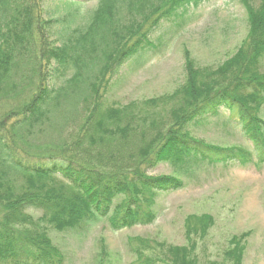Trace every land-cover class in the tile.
Masks as SVG:
<instances>
[{"label":"trees","instance_id":"1","mask_svg":"<svg viewBox=\"0 0 264 264\" xmlns=\"http://www.w3.org/2000/svg\"><path fill=\"white\" fill-rule=\"evenodd\" d=\"M42 1L0 0V102L35 84L27 100L0 113V264H65L30 210L60 232L104 218L117 231L154 222L155 197L185 186L173 175H149L147 167L163 162L178 169L192 154L215 164L241 165L254 155L264 162V0H239L247 31L232 57L215 68L188 60L172 93L121 106L104 98L112 76L124 64L135 70L161 54L186 23L184 14L213 0H96L82 15L79 7L91 0H68L53 38H42L28 62ZM221 108L254 154L186 135L188 125ZM10 173L24 179L22 189L10 186ZM56 176L74 188L72 195L47 186ZM241 242L234 239L225 252L234 264H241ZM137 243L127 246L129 264H196L185 247Z\"/></svg>","mask_w":264,"mask_h":264},{"label":"rangeland","instance_id":"2","mask_svg":"<svg viewBox=\"0 0 264 264\" xmlns=\"http://www.w3.org/2000/svg\"><path fill=\"white\" fill-rule=\"evenodd\" d=\"M67 2L43 0L39 5L37 36L26 48L28 62L42 38H53L54 30L59 27L56 20L63 19L69 10ZM95 6L96 0L87 1L79 7L78 14ZM49 19L52 22L46 24ZM184 20L186 23L161 54L135 70L124 64L112 76L104 96L110 105L140 103L172 93L184 81L188 60L199 67L215 68L235 54L247 31L245 10L239 0H213L190 8ZM164 25L168 27L170 23L163 22ZM260 68L264 71V58ZM34 88L35 84L30 91H21L14 100L0 102V113L27 100ZM263 110L264 106L260 110L264 118ZM231 118L229 111L221 108L217 116H207L188 125L185 133L207 145L243 148L254 154L253 146ZM190 158L178 169L163 162L152 168L142 166L149 175H173L185 181L183 188L155 197L157 218L152 223L115 231L104 218L73 233L52 229L47 220L40 219L39 211L30 210V214L38 228L45 229L63 250L65 264H129L134 257L127 246L135 248L140 238L147 239L157 250L161 247L156 242L185 247L188 258H195L196 264H234L235 258L225 252L238 239L245 245L241 264H264V163L258 162L255 155L252 162L241 165L208 163L193 154ZM8 177L10 186L17 190L26 184L19 175L10 173ZM38 180L44 183L43 179ZM45 183L66 194L75 191L62 177L50 178Z\"/></svg>","mask_w":264,"mask_h":264}]
</instances>
